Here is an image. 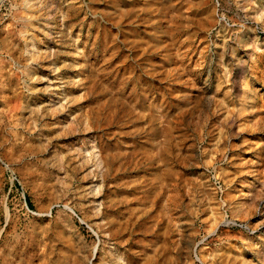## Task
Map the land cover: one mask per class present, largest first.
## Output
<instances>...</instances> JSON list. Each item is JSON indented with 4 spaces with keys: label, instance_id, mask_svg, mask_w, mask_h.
I'll return each instance as SVG.
<instances>
[{
    "label": "rangeland",
    "instance_id": "1",
    "mask_svg": "<svg viewBox=\"0 0 264 264\" xmlns=\"http://www.w3.org/2000/svg\"><path fill=\"white\" fill-rule=\"evenodd\" d=\"M24 1L0 264H264V0Z\"/></svg>",
    "mask_w": 264,
    "mask_h": 264
},
{
    "label": "bare ground",
    "instance_id": "2",
    "mask_svg": "<svg viewBox=\"0 0 264 264\" xmlns=\"http://www.w3.org/2000/svg\"><path fill=\"white\" fill-rule=\"evenodd\" d=\"M24 3H25V5L28 7L29 4L31 3V0H25ZM22 4H23V3H22Z\"/></svg>",
    "mask_w": 264,
    "mask_h": 264
}]
</instances>
